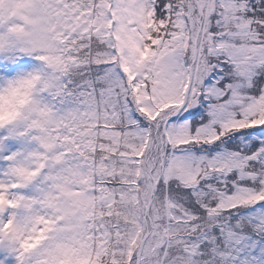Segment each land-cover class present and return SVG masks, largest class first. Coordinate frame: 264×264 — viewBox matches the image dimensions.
Here are the masks:
<instances>
[{
  "label": "snow or ice",
  "instance_id": "snow-or-ice-1",
  "mask_svg": "<svg viewBox=\"0 0 264 264\" xmlns=\"http://www.w3.org/2000/svg\"><path fill=\"white\" fill-rule=\"evenodd\" d=\"M0 264H264V0H0Z\"/></svg>",
  "mask_w": 264,
  "mask_h": 264
}]
</instances>
